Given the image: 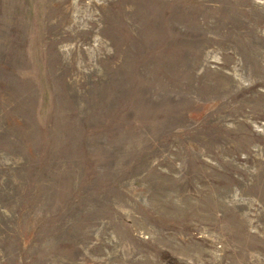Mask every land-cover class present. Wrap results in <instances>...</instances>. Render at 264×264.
<instances>
[{
    "label": "rangeland",
    "instance_id": "rangeland-1",
    "mask_svg": "<svg viewBox=\"0 0 264 264\" xmlns=\"http://www.w3.org/2000/svg\"><path fill=\"white\" fill-rule=\"evenodd\" d=\"M0 264H264V0H0Z\"/></svg>",
    "mask_w": 264,
    "mask_h": 264
}]
</instances>
